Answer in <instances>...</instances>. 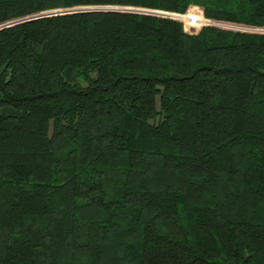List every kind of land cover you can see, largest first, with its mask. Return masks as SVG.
<instances>
[{
  "label": "trees",
  "instance_id": "obj_1",
  "mask_svg": "<svg viewBox=\"0 0 264 264\" xmlns=\"http://www.w3.org/2000/svg\"><path fill=\"white\" fill-rule=\"evenodd\" d=\"M99 7L264 29V0H0V26ZM0 264H264V34L122 12L0 30Z\"/></svg>",
  "mask_w": 264,
  "mask_h": 264
},
{
  "label": "rangeland",
  "instance_id": "obj_2",
  "mask_svg": "<svg viewBox=\"0 0 264 264\" xmlns=\"http://www.w3.org/2000/svg\"><path fill=\"white\" fill-rule=\"evenodd\" d=\"M114 9L138 11V12H144V13L151 12V11H148V10L134 9V8H118V7H116ZM57 12H60L61 14L69 13V12H65V11H64V13H63V11H53V12L43 13V14L44 15L46 14L48 16L49 15L50 16H54V14L57 13ZM155 14L160 16V17L171 19V20L178 21V22L182 23L184 25L185 31L187 33H189V34H196L200 29L206 27V26H204L206 21H207V23H209L207 27H209V25H213V26H216V27H219L220 24L223 25V26L225 25V27H220V28H223L221 30H228V31L240 32V33H247V32H244V31H249V33L264 32V29H253V28H248V27L238 26V25L214 23L212 21L206 20L203 17V14H202L201 10L199 8H197V7L189 8L187 13L185 15H183V16L176 15V14H171V13H164V12H155ZM39 15H41V14H39ZM34 16H37V15H34ZM190 16H192V18L196 17L197 20L196 21L192 20V22H191L190 20L187 19ZM9 23H11V22H9Z\"/></svg>",
  "mask_w": 264,
  "mask_h": 264
},
{
  "label": "water",
  "instance_id": "obj_3",
  "mask_svg": "<svg viewBox=\"0 0 264 264\" xmlns=\"http://www.w3.org/2000/svg\"><path fill=\"white\" fill-rule=\"evenodd\" d=\"M65 12H69V13H64V11H63L64 14L89 13V12H122V13H134V14L158 16V15L155 14V12L144 13V12H138V11L118 10V9L109 8V7L79 8V9H74V10H68V11H65ZM64 14H61L60 12H57V13L54 14V16H59V15H64ZM49 16L46 15V14L45 15L41 14V15H37V16H33V17L31 16V17H28V18H25V19H22V20H18V21H13L11 23H7L5 25L0 26V30L5 29V28H10L12 26H15V25H18V24H21V23H25V22H30V21H35V20H38V19L46 18V17H49ZM158 17H160V16H158ZM161 18H163V17H161ZM165 19H167V18H165ZM209 27L223 29V28L216 27V26H213V25H211ZM244 32L249 33V31H244ZM256 34H264V32H257Z\"/></svg>",
  "mask_w": 264,
  "mask_h": 264
},
{
  "label": "built area",
  "instance_id": "obj_4",
  "mask_svg": "<svg viewBox=\"0 0 264 264\" xmlns=\"http://www.w3.org/2000/svg\"><path fill=\"white\" fill-rule=\"evenodd\" d=\"M178 19H179V18H178ZM177 22H178V21H177ZM208 24H209V23H207V21H206V23L204 24V26H206V27H207V26H208ZM209 26H211V25H209ZM204 28H205V27H204Z\"/></svg>",
  "mask_w": 264,
  "mask_h": 264
}]
</instances>
